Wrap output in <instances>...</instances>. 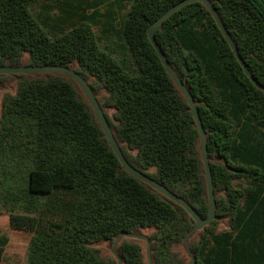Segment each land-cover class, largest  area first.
Wrapping results in <instances>:
<instances>
[{
    "label": "trees",
    "instance_id": "1",
    "mask_svg": "<svg viewBox=\"0 0 264 264\" xmlns=\"http://www.w3.org/2000/svg\"><path fill=\"white\" fill-rule=\"evenodd\" d=\"M48 1L58 0H0V66L73 68L96 95L126 160L207 217L199 129L147 34L181 0H129L121 21L107 19L104 44L94 31L96 12L81 14L82 0L67 12L65 20L77 18L67 29L33 11ZM209 1L264 85V0ZM155 37L207 136L216 212L188 239L194 264H264V90L202 1L170 14ZM0 90V213L32 233L23 264H118L95 244L144 229H152L153 264L188 263L176 246L195 220L122 166L73 78L0 73ZM138 240L124 236L117 244L122 264H148ZM7 242L0 233V264Z\"/></svg>",
    "mask_w": 264,
    "mask_h": 264
},
{
    "label": "water",
    "instance_id": "2",
    "mask_svg": "<svg viewBox=\"0 0 264 264\" xmlns=\"http://www.w3.org/2000/svg\"><path fill=\"white\" fill-rule=\"evenodd\" d=\"M196 0H181L180 2L172 5L170 8H168L159 18H157L154 22H152L147 29V34L149 37L150 42L154 46L155 50L157 51V54L159 58L161 59L163 65L165 66L166 70L170 74V76L174 79L176 82L177 86L180 88V90L183 92L184 96L188 100L191 110L193 113V116L195 118L197 127L199 129L200 133V138H201V153L203 157V162L205 166V174H206V181H207V188H208V198H209V213L208 216L203 218L200 216V214L194 209V207L188 203L184 198L180 197L176 193L170 191L168 188L163 186L161 183L156 181L154 178L151 176L141 172L140 170L136 169L134 166H132L124 157L117 140L115 139L112 129L106 119V116L98 102V99L96 98V95L90 88L89 84L87 81L82 78L80 74H78L73 68H70L68 66H61V65H46V66H0V73L2 74H16V73H25V74H36V73H44V72H58V73H63L71 78H73L79 86L82 88L83 92L87 96L89 102L91 103L93 110L95 112V115L97 119L99 120L103 131L108 139V142L110 146L113 148L115 154L117 155L118 159L120 160L122 166L133 176L136 178L146 182L153 188L157 189L160 191L163 195L167 196L171 200H174L175 202L179 203L182 205L193 217L195 220V224L192 227V229L187 232V234L183 238V246L186 250V252L189 255L190 260L188 261L187 264H194V255L192 251L190 250L188 239L189 237L194 234L197 230L209 225L212 220L215 218V212H216V205H215V193H214V188H213V183H212V175H211V167H210V159L208 156V149H207V136L206 132L204 129V126L202 124L201 117L199 115V112L196 107V103L192 98V95L186 88V86L183 84L181 79L179 78L177 72L172 68L170 65L168 59L166 58L164 52L162 51L161 47L158 45L155 37L156 30L158 27L162 24V22L173 12L176 10L180 9L184 5L193 2ZM202 1L207 8L211 11L212 15L214 16L218 26L222 30L223 34L225 35L229 45L231 46L236 58L240 62L241 66L243 67L244 72L246 75L251 79V81L260 89L264 90V85L261 84L250 72L248 69L246 63L244 62L243 58L241 57L235 42L227 30V28L224 26L222 20L220 19V16L218 15L215 7L209 0H199ZM130 237V238H135V239H142L146 242V254H147V259H148V264H153L152 259H151V240L149 239L148 235L142 234V233H133V232H121L115 239V241L112 244L111 250L113 252V255L117 258L118 264H122V259L119 257L117 254L115 248L117 244L120 242V240L124 237Z\"/></svg>",
    "mask_w": 264,
    "mask_h": 264
},
{
    "label": "rangeland",
    "instance_id": "3",
    "mask_svg": "<svg viewBox=\"0 0 264 264\" xmlns=\"http://www.w3.org/2000/svg\"><path fill=\"white\" fill-rule=\"evenodd\" d=\"M83 6L85 9L81 14L92 15L96 12L95 20L97 24L94 26V31L99 38L102 44L108 42L109 34L106 32L107 27V19L113 17L115 21H121V18L125 15L127 9L130 6L129 0H82ZM120 1V4H119ZM77 4L76 0H58V1H48L46 6L43 8L41 4H36L33 8L35 13H39L40 20L44 21V15L48 14V21L49 23L56 24L59 27L67 29L70 27L77 18H69L65 20V16L68 11L72 10V7ZM27 59V55H26ZM9 90L14 92L15 91V82H12ZM3 91L0 90V99L2 96ZM113 112L112 109H109V113ZM154 170V168H151ZM152 229H144L143 234H149ZM130 238V237H129ZM139 243L142 245L144 251H146V243L144 240L139 239ZM97 247L100 248L102 255L104 256H114L111 250L112 245L109 244L107 241H101L95 244ZM177 249L181 250L183 254L187 255L183 244L179 243L176 246ZM189 259V257H188Z\"/></svg>",
    "mask_w": 264,
    "mask_h": 264
},
{
    "label": "crops",
    "instance_id": "4",
    "mask_svg": "<svg viewBox=\"0 0 264 264\" xmlns=\"http://www.w3.org/2000/svg\"><path fill=\"white\" fill-rule=\"evenodd\" d=\"M0 233L8 237L2 257L3 263L23 264L32 233L12 228L6 213H0Z\"/></svg>",
    "mask_w": 264,
    "mask_h": 264
}]
</instances>
